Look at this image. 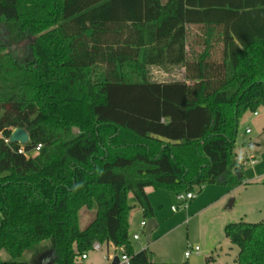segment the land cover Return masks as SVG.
Instances as JSON below:
<instances>
[{"label": "trees", "instance_id": "obj_1", "mask_svg": "<svg viewBox=\"0 0 264 264\" xmlns=\"http://www.w3.org/2000/svg\"><path fill=\"white\" fill-rule=\"evenodd\" d=\"M92 2L0 0V251L12 258L0 264H27L24 252L47 240L56 264L95 243L152 264L129 241L130 193L149 220L145 188L241 184L237 121L264 109V0H141L148 15ZM31 37L24 58L4 44ZM132 60L182 67L184 80L124 82L119 64ZM18 128L25 145L9 141ZM94 206L80 230L79 212ZM224 234L236 264H264V219Z\"/></svg>", "mask_w": 264, "mask_h": 264}, {"label": "rangeland", "instance_id": "obj_2", "mask_svg": "<svg viewBox=\"0 0 264 264\" xmlns=\"http://www.w3.org/2000/svg\"><path fill=\"white\" fill-rule=\"evenodd\" d=\"M92 1L89 9L111 0ZM123 7L141 10V0H123ZM141 11L144 12L143 15L152 13L147 8ZM200 34L196 28L190 30L189 43L193 45L196 36L199 37ZM13 42L4 39L7 48L13 50L18 57L24 58L20 50L27 51L35 38H25L18 44ZM5 53L2 52L3 55ZM119 71L123 81L128 83L141 82L143 75L157 83L183 81L180 67L142 68L138 62L132 60L121 61ZM248 129L250 133H246ZM263 130L264 109L257 110V116L245 112L238 118L233 163L240 170V185L194 186L192 193L196 197L186 204L177 201L176 192L150 188L148 200L156 225L149 235L140 227L144 220L142 211L130 193L127 197V204L131 208L128 215V235L133 251L138 253L147 250L152 264H236L238 248L225 237L224 228L231 223H259L264 219ZM251 161H255V164L251 165ZM94 217V210L82 209L79 212V229H85ZM144 221L147 223L148 219ZM134 235L139 240H133ZM96 244L101 246L100 251H89L86 260L79 262L75 258L74 264H111L115 256L119 259L122 256V249L114 250L112 245ZM194 247L199 248L200 254L186 259L185 252ZM55 258L52 242L47 240L25 251L20 261L27 264H56ZM0 260L11 261L12 258L7 251L1 250Z\"/></svg>", "mask_w": 264, "mask_h": 264}, {"label": "built area", "instance_id": "obj_3", "mask_svg": "<svg viewBox=\"0 0 264 264\" xmlns=\"http://www.w3.org/2000/svg\"><path fill=\"white\" fill-rule=\"evenodd\" d=\"M257 115V112L254 113V116ZM246 133H250V130H246ZM40 145H37L36 148H34L33 152L34 154L38 153L39 150H40ZM19 153H23L22 150H19ZM251 165H254L255 164V161H251L250 162ZM196 195L192 192H188V193H177V201L179 202H182L184 204H186L187 202L195 199ZM172 210H175L174 208H172ZM140 227L142 229H145L146 228V222L143 220L141 223H140ZM133 240L137 241L139 240V237L137 235H134L133 236ZM101 250V246L99 244H94L91 251H100ZM200 254V250L198 247H194V248H190V250L186 251L185 254H184V257L186 259H188L191 255H199ZM77 259L79 260V262H83L84 260L87 259V253L81 255L80 257H77ZM120 263L121 264H127L129 262V257H126V256H121L120 257Z\"/></svg>", "mask_w": 264, "mask_h": 264}, {"label": "water", "instance_id": "obj_4", "mask_svg": "<svg viewBox=\"0 0 264 264\" xmlns=\"http://www.w3.org/2000/svg\"><path fill=\"white\" fill-rule=\"evenodd\" d=\"M9 141L11 143H18L20 145H25L29 142V136L27 134V132L24 130V129H15L13 130L11 136H10V139ZM232 205V202L230 203L229 207H231ZM155 221L154 219H149L146 223V228H145V232L147 235H149L153 229V227H155ZM111 264H121L120 263V260H119V257L118 256H115L113 259H112V262Z\"/></svg>", "mask_w": 264, "mask_h": 264}, {"label": "crops", "instance_id": "obj_5", "mask_svg": "<svg viewBox=\"0 0 264 264\" xmlns=\"http://www.w3.org/2000/svg\"><path fill=\"white\" fill-rule=\"evenodd\" d=\"M198 48V47H193V45L192 44H188V46H187V50H189L190 48ZM181 68V71H182V76H183V80H184V76H185V70H184V68H182V67H180ZM254 115V114H253ZM257 116V115H256ZM151 187H148V188H145V193H146V195H147V197H148V190L150 189ZM92 210H94L95 211V206H94V208L92 209ZM91 210V211H92ZM110 245V244H109ZM109 245H107V246H109ZM114 250H116L115 248H114Z\"/></svg>", "mask_w": 264, "mask_h": 264}]
</instances>
